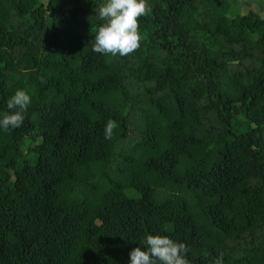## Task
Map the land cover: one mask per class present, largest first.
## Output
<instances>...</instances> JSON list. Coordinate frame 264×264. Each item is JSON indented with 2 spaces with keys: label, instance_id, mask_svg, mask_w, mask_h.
I'll return each instance as SVG.
<instances>
[{
  "label": "trees",
  "instance_id": "obj_1",
  "mask_svg": "<svg viewBox=\"0 0 264 264\" xmlns=\"http://www.w3.org/2000/svg\"><path fill=\"white\" fill-rule=\"evenodd\" d=\"M103 0H0V264H264V0H148L140 46L92 51ZM116 122L110 138L104 128Z\"/></svg>",
  "mask_w": 264,
  "mask_h": 264
},
{
  "label": "clouds",
  "instance_id": "obj_2",
  "mask_svg": "<svg viewBox=\"0 0 264 264\" xmlns=\"http://www.w3.org/2000/svg\"><path fill=\"white\" fill-rule=\"evenodd\" d=\"M96 17L103 21L92 42V51L101 55L126 56L140 46L139 18L151 12L148 0H103L94 9ZM6 113L0 114V129L20 128L32 103L31 96L18 89L8 100ZM116 122L109 120L104 128L105 138H110ZM142 246L129 253V264H189V246L162 235L146 234ZM215 264H224V256L215 258Z\"/></svg>",
  "mask_w": 264,
  "mask_h": 264
}]
</instances>
